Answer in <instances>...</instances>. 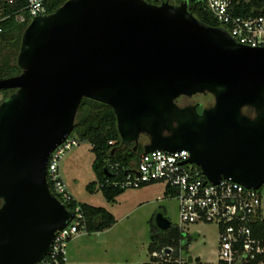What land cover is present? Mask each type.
<instances>
[{
  "label": "water",
  "instance_id": "obj_1",
  "mask_svg": "<svg viewBox=\"0 0 264 264\" xmlns=\"http://www.w3.org/2000/svg\"><path fill=\"white\" fill-rule=\"evenodd\" d=\"M16 64L0 77L13 89L0 101V264H33L71 216L49 190L46 160L83 96L112 108L120 144L142 133L141 151L185 148L208 181L264 180V48L199 22L185 3L65 0L30 17ZM203 91L213 103L199 114L173 101ZM154 223L170 224L161 213Z\"/></svg>",
  "mask_w": 264,
  "mask_h": 264
},
{
  "label": "built area",
  "instance_id": "obj_2",
  "mask_svg": "<svg viewBox=\"0 0 264 264\" xmlns=\"http://www.w3.org/2000/svg\"><path fill=\"white\" fill-rule=\"evenodd\" d=\"M169 5L195 3L205 10L234 41L249 47L264 48V4L258 0H145ZM28 15L45 14L42 0H27ZM110 142V141H108ZM76 143L67 134L49 152L46 160V181L50 192L65 206L71 195L65 190L58 173V161L63 150ZM185 148L175 150L152 149L140 151L134 165L124 172L120 186H139L159 181L169 187L176 199L180 232L177 243V263L188 264L186 256L180 259L182 245L189 226L212 224L216 230V258L202 261L191 256L192 264H264V180L257 187H247L230 178L220 177L216 182L205 179L197 165L188 162ZM69 210L71 216L53 232L49 250L33 264H60L65 262V243L84 230V222L77 206ZM193 233V232H192ZM196 233V232H195ZM173 247L165 245L152 250L150 257L167 262Z\"/></svg>",
  "mask_w": 264,
  "mask_h": 264
},
{
  "label": "rangeland",
  "instance_id": "obj_3",
  "mask_svg": "<svg viewBox=\"0 0 264 264\" xmlns=\"http://www.w3.org/2000/svg\"><path fill=\"white\" fill-rule=\"evenodd\" d=\"M16 54L13 55L15 61ZM4 98L5 93L0 90V101ZM71 136L76 143L64 149L58 161V173L65 188L76 201L104 207L115 221L103 230H81L73 234L65 243L64 264H183L174 260L172 252L167 262H161L150 257L147 249L151 239L150 224L155 225L157 213H164L170 222L166 229L158 228L160 231L167 232L176 228L178 223L176 199L163 194V183L157 181L146 186H126L112 202H107L98 189L93 192L86 190L85 184L94 178L90 167L92 152L87 140H79L76 132ZM188 230L190 233L185 237L188 245L186 250L181 249L180 259L190 254L202 261H214L215 227L198 223L190 225ZM192 232L197 233L195 238L191 237Z\"/></svg>",
  "mask_w": 264,
  "mask_h": 264
},
{
  "label": "trees",
  "instance_id": "obj_4",
  "mask_svg": "<svg viewBox=\"0 0 264 264\" xmlns=\"http://www.w3.org/2000/svg\"><path fill=\"white\" fill-rule=\"evenodd\" d=\"M64 1L42 0L45 14L53 11ZM255 3L264 4V0H258ZM186 9L199 22L208 26L216 25L210 15L199 5L192 3ZM29 19L27 0H0V77L20 71L13 55L18 50L21 32ZM0 90L5 93V97L13 91V89ZM73 132H76L79 140L88 141L92 152L90 167L94 178L85 184L86 190L93 192L98 189L107 202H112L114 197L125 188L120 186V182L123 180L124 172L134 165L141 147L133 151L129 144H120L112 108L105 102L88 96L81 97L77 104L69 135ZM112 147L114 149L111 152ZM152 182L155 181L141 183L140 186ZM168 193L169 187L164 185L163 194L172 196ZM65 206L70 210L74 206L78 207L85 231L101 230L115 221L113 215L100 205L79 202L70 197ZM149 231L151 232V239L147 244L149 252L169 245L173 247L172 257H176L177 243L180 238L177 228L163 232L156 225L150 224ZM182 248L186 250L185 245H182Z\"/></svg>",
  "mask_w": 264,
  "mask_h": 264
},
{
  "label": "flooded vegetation",
  "instance_id": "obj_5",
  "mask_svg": "<svg viewBox=\"0 0 264 264\" xmlns=\"http://www.w3.org/2000/svg\"><path fill=\"white\" fill-rule=\"evenodd\" d=\"M177 106H194L197 114L201 112L202 108H207L213 103V96L207 91L203 92H193L189 94H179L173 99ZM241 113L252 118L255 115V111L251 106L243 105L241 107ZM163 132H165L163 130ZM146 141V136L139 133L136 140V145L134 147V141H130L129 144L133 151H136L141 145ZM134 147V148H133Z\"/></svg>",
  "mask_w": 264,
  "mask_h": 264
},
{
  "label": "crops",
  "instance_id": "obj_6",
  "mask_svg": "<svg viewBox=\"0 0 264 264\" xmlns=\"http://www.w3.org/2000/svg\"><path fill=\"white\" fill-rule=\"evenodd\" d=\"M59 177H60V179H61V181L63 182V180H62V178H61V176H60V174H59ZM155 182H157V181H155ZM155 182H152V183H155ZM152 183H149V184H145V185H142V186H146V185H150V184H152ZM65 187V186H64ZM65 190L71 195V197L73 198V196H72V194L70 193V191L69 190H67L66 188H65ZM173 197V196H172ZM164 210V209H163ZM162 214V213H161ZM163 215H164V213H163ZM165 216V215H164ZM166 217V216H165ZM109 227V226H108ZM108 227H105V228H103V229H106V228H108ZM103 229H101V230H103ZM197 234V233H196ZM187 248V247H186Z\"/></svg>",
  "mask_w": 264,
  "mask_h": 264
}]
</instances>
